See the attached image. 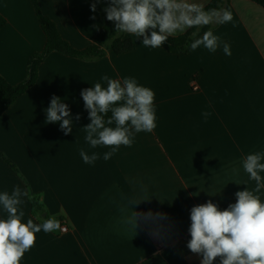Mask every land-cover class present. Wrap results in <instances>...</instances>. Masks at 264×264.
<instances>
[{"label": "crops", "instance_id": "crops-1", "mask_svg": "<svg viewBox=\"0 0 264 264\" xmlns=\"http://www.w3.org/2000/svg\"><path fill=\"white\" fill-rule=\"evenodd\" d=\"M188 2L205 6L210 0ZM38 3L79 50L92 45L108 22L110 0ZM224 9L233 21L211 30L230 45V56L222 46L214 53L201 46L173 55L127 33L136 42L133 52L107 51L96 60L54 52L41 64L36 84L0 116V153L17 168L0 160V193L30 189L41 207L34 210L23 198L22 222L54 217L68 231L41 230L20 264H201L202 257L187 247L191 208L209 200L220 210L236 203V192L255 188L243 159L264 153V9L249 0H229ZM0 14L6 19L0 75L18 84L46 36L31 0H0ZM103 76L133 78L152 90L156 116L152 132L135 133L131 147L121 145L107 161L103 153L111 148H92L85 140L91 121L80 96L84 86L106 85ZM53 96L70 110L73 130L67 135L59 122L46 120ZM203 112L210 113L207 119ZM81 149L100 158L86 164ZM255 194L264 202V188ZM130 199L141 202L134 208ZM134 210L136 229L126 223ZM7 215L0 205V219Z\"/></svg>", "mask_w": 264, "mask_h": 264}, {"label": "clouds", "instance_id": "clouds-1", "mask_svg": "<svg viewBox=\"0 0 264 264\" xmlns=\"http://www.w3.org/2000/svg\"><path fill=\"white\" fill-rule=\"evenodd\" d=\"M91 11H96V3L91 5ZM104 11L107 20L115 22L116 31L143 37L142 44L152 48L161 47L170 37L189 29L199 30L204 26L233 21V14L228 9L205 10L203 5L189 3L188 0H110ZM148 30H151L150 36ZM191 35V51L203 46L214 53L222 46L224 54L231 55L230 45L211 29L202 36H198V31ZM102 80L107 81L106 88L96 83L82 90L81 96L91 121L84 127L85 140L92 148L101 145L111 148V151L103 153V159L107 161L121 145L131 147L135 133L152 132L156 127V116L152 90L138 85L133 78H125L121 82L103 76ZM109 112L110 116L107 115ZM46 113V120L59 122L65 135L72 132L70 110L60 98H51ZM202 115L207 119L210 113L203 112ZM79 118L77 114L76 119ZM80 156L86 164L100 158L98 153L89 155L83 149ZM262 159L264 153L259 152L248 154L243 159V169L250 180L255 181V188L236 192L237 202L226 210H220L211 200L191 208V239L187 247L202 257L201 264H213L217 257L220 264H264V202L255 194L264 188ZM23 198L33 199L30 189L16 186L11 193H0V205L8 214L7 219H0V264H20L25 252L35 245L37 233L41 230L50 233L61 228L59 220L54 217L45 219L42 224H35L31 219L23 223ZM140 202L129 200L134 208ZM145 215L151 217L153 214ZM137 222L134 210L126 223L136 229Z\"/></svg>", "mask_w": 264, "mask_h": 264}, {"label": "trees", "instance_id": "trees-1", "mask_svg": "<svg viewBox=\"0 0 264 264\" xmlns=\"http://www.w3.org/2000/svg\"><path fill=\"white\" fill-rule=\"evenodd\" d=\"M228 1L229 0H210L204 8L205 10L212 8L224 9L227 6ZM249 1L260 5L264 9V0ZM31 3L36 16L38 17L40 26L46 36V44L41 52L35 53L30 58L28 62L27 76L22 82L18 84H10L2 75H0V116L36 84L41 64L54 52L80 60H96L103 58L107 51H112L116 55H122L136 50L135 40L131 37H126L125 32L116 31L114 21L107 22L98 36L94 39L92 45L82 50L76 49L61 37L55 23L41 12L38 0H31ZM5 25L6 19L0 14V30L4 28ZM212 28V25H208L201 27L199 30L189 29L182 35L170 37L161 47L166 48L167 51L173 55H188L192 52L189 48L193 39L191 33L193 31H198V36H201L205 31ZM150 33L151 30H148L147 34L149 36ZM139 38L143 39V37ZM102 87L106 88L107 84ZM88 88L91 87H82L80 89V96L82 90ZM107 115L110 116L111 113L109 112ZM112 126L114 127L115 124ZM0 160L6 162L13 170L17 171L13 162L7 159L2 153H0ZM32 197V207L34 210H37L41 206L33 195Z\"/></svg>", "mask_w": 264, "mask_h": 264}, {"label": "built area", "instance_id": "built-area-1", "mask_svg": "<svg viewBox=\"0 0 264 264\" xmlns=\"http://www.w3.org/2000/svg\"><path fill=\"white\" fill-rule=\"evenodd\" d=\"M194 89H198V87L195 86ZM60 229H61L62 232H67L68 231V227H67V225L65 223H63L61 225V228Z\"/></svg>", "mask_w": 264, "mask_h": 264}, {"label": "rangeland", "instance_id": "rangeland-1", "mask_svg": "<svg viewBox=\"0 0 264 264\" xmlns=\"http://www.w3.org/2000/svg\"><path fill=\"white\" fill-rule=\"evenodd\" d=\"M127 34V33H126Z\"/></svg>", "mask_w": 264, "mask_h": 264}]
</instances>
